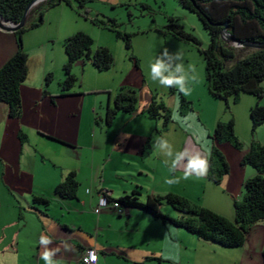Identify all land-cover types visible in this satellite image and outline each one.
I'll return each mask as SVG.
<instances>
[{"label":"rangeland","instance_id":"374dc122","mask_svg":"<svg viewBox=\"0 0 264 264\" xmlns=\"http://www.w3.org/2000/svg\"><path fill=\"white\" fill-rule=\"evenodd\" d=\"M97 6L101 7L104 16L89 15L86 19L74 10L75 14L71 12L52 17L51 20L48 19L45 26L39 28L42 29L39 39L43 42V46L35 43L38 36L31 43L34 51L30 55L28 64V81L23 86L30 90L28 93L25 91L23 117L21 120H13L9 118L8 114L5 117L3 115L0 117V208L4 204V210H7V202H14L15 199L17 202L22 201L26 204L22 197L32 196L31 192L34 190V186H41L42 180L53 183L55 177L57 178L63 173L66 174L67 170L71 168L70 166L74 165L67 150L50 141V138L54 137L53 134L62 138L68 136L70 140L80 143L86 150L91 149L96 140L98 145L108 144V148L96 156L87 150L89 165L84 167L85 169L78 176L81 184L79 198L84 196L91 199L93 196L87 194V190L93 191L95 196L98 195L97 190L101 191L99 188L104 182V171L105 178L110 182L113 180L111 184L118 190L119 188L123 190L125 184H131L133 182L131 177L111 179V173L113 174L114 171L112 165L106 161L108 160L106 156H108L109 150L114 149L113 136L122 129H127L128 135H134V144H138V139L147 138V126L157 122L159 126H162V120H149L146 115H142L140 118L132 117L139 113L142 114V111L149 107L153 94H157L162 101L170 106L173 95L171 86L161 84V77L152 73L151 66L157 60L167 68L166 71L162 70V77H167L170 74L183 77L182 87L176 85L178 90L186 89L188 84L197 86L201 81V84L205 85V60L194 43L181 42L172 36L160 33V30L168 25L169 18L175 17L186 32L201 42L202 49H208L210 36L196 14L184 10L176 0H123V5L117 7H104L101 4ZM95 19L106 23L111 19L116 20L120 25L119 29L123 33L131 35L132 50H127L125 42L118 39L115 33L94 24L93 20ZM78 21L79 28L84 30L83 33L94 39L93 54L98 48H108L114 56V66L109 71L99 72L90 62L76 63L73 73L78 82L71 90L72 96L64 98L62 97L61 84L65 81L64 66L67 63V56L64 46L55 42V37L62 25H73V28H76ZM27 35L29 34L27 33L23 37L24 44ZM30 35H34L33 32ZM51 35H53V39L48 41V36ZM165 49H167L166 53ZM235 49L241 57L254 50L251 48H246L245 51L242 50L243 48ZM132 56L134 60L131 59ZM136 61L139 62V68L135 64ZM177 68L181 70L177 72ZM46 71H48L47 74H45ZM49 74L54 76L48 91L51 96L55 97V103L51 97H43L46 89L45 79ZM262 86L264 88V83ZM42 87L43 89H41ZM108 87H113L114 90H120L122 87H131L137 90L140 98V111L135 115H120L114 122V126L107 130L104 124H102V128L96 125L94 112L105 118L110 95L104 94L102 90ZM32 90L36 93L40 92L41 99L34 100L31 94ZM117 92L114 93V96ZM177 96L179 97L178 93ZM242 97H247L245 101L253 99L258 101L257 98H252L253 96L243 95ZM260 103L263 106L264 99ZM111 104L113 105V102ZM230 105L231 115L228 113V118L234 117L232 114L233 101L230 102ZM239 109L240 106L237 108L238 119L235 122V131L243 149L239 151L231 144H224L226 146L223 147L230 149L229 152L225 150L224 154L222 147L216 144L230 164L229 181H233V183L239 159H243L249 151V146L245 144V140L250 138L249 122L247 124L246 121L245 124L243 117L241 119ZM176 112L175 109L174 118L179 117ZM250 127L252 130L251 123ZM20 131L28 136L29 145L21 146L18 138ZM105 141L108 143L105 144ZM23 150L24 154L22 155L21 151ZM37 152L39 153L36 154ZM93 155L96 159V166L90 165V158ZM41 157L45 158L47 162L43 163ZM117 160L118 158L115 156L114 161L117 162ZM217 161L216 159V163ZM218 163L215 165V169L221 168ZM93 173L94 180L92 181ZM134 176L136 179H143L138 178L139 174H134ZM224 189L225 186L222 187V190ZM121 190L120 193L114 194L116 199L122 197L123 191ZM242 192H244V187ZM65 203L70 205L73 210L80 208L77 202ZM211 204L220 206L223 204V198L219 196L217 200H212ZM56 205H53L52 209L54 212L57 208L55 215L61 222L56 221L59 226L65 221L70 222L78 217L76 214L70 216L62 213L63 205H57V207ZM95 209L91 208L88 213L84 231L92 234L93 241L97 235H100L105 242H112L108 248L100 249L104 250L107 256L114 254L108 260L109 264H125L127 260L130 262L128 264H264V223L253 228L248 242L243 248L226 249L216 244L200 241L195 236L174 228L170 224L164 226L162 222L153 221L138 211H135V215L130 219L120 218L119 215L123 213L116 212V214L113 211H108L116 219H103L101 228H99ZM161 211L163 215L172 219L180 218V215L169 206H164ZM6 215L9 216L8 213ZM76 234L81 236V233L76 232ZM30 253L24 255L26 261L33 260ZM148 259L150 260L148 261Z\"/></svg>","mask_w":264,"mask_h":264},{"label":"trees","instance_id":"16d2710c","mask_svg":"<svg viewBox=\"0 0 264 264\" xmlns=\"http://www.w3.org/2000/svg\"><path fill=\"white\" fill-rule=\"evenodd\" d=\"M35 0H0V15L8 22L19 24L27 8ZM97 0H47L35 7L28 20V25L15 34L17 53L0 69V103L9 108L11 119H21L23 115L22 86L29 76V55L25 51L23 37L46 22L47 14L61 5L69 6L78 11L82 17L88 19L90 6ZM184 9L196 14L210 36L208 49H202L201 42L192 34L186 32L179 20L170 17L168 25L160 30L163 35L175 39L194 43L204 57L206 69L205 79L209 94L215 100L226 105V114L231 115L230 102L239 104L242 96L257 98V104L250 110L252 124V144L248 153L242 159V166L255 170L256 176L244 184L243 198L234 202V218L229 219L213 210L205 208L194 201L178 194L165 196H148L146 202H141V190L133 191L120 200H113L123 209H134L143 212L152 219L170 224L174 228L184 230L198 240L216 244L226 249L243 248L248 242L253 228L264 223V143L255 140L256 133L264 125V49L253 50L250 54L241 57L237 50L223 39V32L227 28L233 38L248 43L264 44V0H176ZM38 17V18H37ZM93 23L112 31L117 38L125 42L127 50H132L131 35L123 33L116 20L108 23L93 20ZM227 26V27H226ZM67 63L64 66L65 81L61 84L62 97L72 96L71 90L78 82L73 73V67L80 61L90 62L99 72L109 71L114 66V56L108 48H98L93 54L94 39L83 32L66 39L63 43ZM242 50H246L243 48ZM134 60V57H131ZM139 68V62H135ZM53 74L47 75L44 98L51 97L48 88L53 82ZM171 93L179 95L181 116L193 110L183 93L171 86ZM111 101L106 107L105 118L98 114L95 118L98 127L109 128L119 114L135 115L140 111L139 92L131 87H122L114 96L111 92ZM113 102V105L111 104ZM150 120H162V133L169 131L173 124V112L167 107L157 94L152 95L149 107L142 111ZM159 131V133H161ZM22 143L27 142V136L20 132ZM217 145L231 144L241 151L240 142L235 131V120L220 121L212 138ZM150 146V142L146 147ZM216 159L221 168L215 169ZM215 160V161H214ZM231 168L226 157L215 145L212 150V159L209 162V180L215 185H221L223 178L229 175ZM80 183L76 173L68 174L56 187L55 195L64 200L78 199ZM34 205L49 207L51 202L45 197L35 196ZM164 206L174 209L180 218L172 219L161 213ZM264 258V253H263Z\"/></svg>","mask_w":264,"mask_h":264},{"label":"crops","instance_id":"0c3cea01","mask_svg":"<svg viewBox=\"0 0 264 264\" xmlns=\"http://www.w3.org/2000/svg\"><path fill=\"white\" fill-rule=\"evenodd\" d=\"M99 4L104 7H117L123 5V0H97L89 7L91 10V16H104L103 10L100 9L101 7L97 6ZM75 11L73 8L66 5L58 6L47 14L46 22L48 19L51 20L52 17H57L58 15H64L71 12L75 14ZM76 26L78 27L73 28V25H62V28L59 29L58 34H56L55 42H59L63 45L66 39L72 37L76 33L84 32L83 29L79 28V21L76 22ZM39 31H32L34 35H30L32 32L28 33L29 35H27V39L24 40L25 51L29 54V58L32 51H34L31 43L37 36L38 38L35 43H39V45L43 46V42L39 39L42 29H39ZM50 39H53V35L48 36V41ZM17 50L18 47L15 34L4 33L0 30V69L17 53ZM47 73L48 71L45 72V74ZM27 81L28 79L26 82ZM201 82L197 86L188 84L186 89H180L184 97L192 103L193 107V110L188 112L186 116L183 117L179 113L180 99L177 95H172L170 106L166 104L173 112V124L169 127V131L164 133L161 132L163 122L162 126H159L158 122L153 124L150 121L153 125L147 126V138L138 139V144H134L135 136L128 135L127 129H122L115 136H113L114 149L112 151L109 150L107 153L108 156H106L108 159L106 161L112 165V169L114 171L113 174L111 173V179L114 177H117L118 179L131 177L133 181L131 184H125L123 190L120 188L118 190L116 186H113L111 184L113 183V180L110 179L111 182L108 181L105 178L104 171V182H102V186L99 188L101 191L99 192V190H97V196L94 195L93 191L87 190V194L93 196L91 199L84 196L81 198L78 196V199L76 200H64L57 197L55 195L54 188H56L70 173H76L78 178L81 171L85 169L84 167L89 165V159L86 153L87 150H90L91 153L96 156V154L101 153L103 150L108 148V142L106 143L105 141V144L107 145H98L96 140L91 149L86 150L80 143L70 140L68 136L62 138L57 134H53L55 138H50V141L62 148H65L70 156V159L73 160L72 162L74 165L70 166L71 168L67 170L66 174L63 173L59 175V177H55L53 179V183L42 180V182H40L41 186H34V190L31 192L32 196L25 195L22 197L26 204L22 201L17 202V200L13 197L16 201L7 202V210H4V204L3 207L0 208V264H47V262L42 258L45 252L50 253L52 264H81L82 255L90 248H95L98 251V264H109L108 260L113 257L114 254L112 253L107 256V253L100 249H104L105 247L108 248L112 245V242H105L100 235H97L95 241H93V239H91L92 234L88 231H86L87 233L84 231V224L87 221L86 219L89 215L88 213L91 208L95 209V207H97L98 199L103 191L110 192L113 200H120L138 189L139 191L141 190L142 193L140 198L141 202H144L148 196L178 194L229 219H233L234 202L242 200L243 185L246 181L255 178L256 172L254 169H249L251 167L242 166V159H239V163L236 167L234 183L233 181H229L230 174L223 178L224 182L222 181L219 186L209 180V162L212 159L213 147L216 145L212 139V135L220 121L227 122L230 118L227 117L228 114H226L225 103L213 99L209 94L206 86V79L204 83L205 85H202ZM23 86L22 100L25 101V91L28 93L30 89H25ZM41 89H43V87ZM102 91L104 94H108L109 92L114 94L118 90H114L113 87H108ZM31 94L33 95L34 100L41 99L40 92L36 93V91L32 90ZM246 98L247 97H242L241 101H244H242L240 105L234 104L232 114L236 122L238 119L237 108L240 106L238 112H240L241 119L243 117L245 124L246 121L247 124L249 122L250 138L249 140H245V144H247L250 148L253 137L250 127L251 121L249 114L250 110L257 104V101L256 99H253L252 101H245ZM175 109L179 116L178 118H174ZM246 111L248 112L247 115ZM94 113V116L96 117L97 113ZM7 114L9 115V108L0 103V117L1 115L5 117ZM120 115L122 114H119L118 117ZM141 116L142 114L139 113V115L132 117L140 118ZM114 124L115 123H113L111 127L107 128V130L111 129ZM159 131L161 133H159ZM20 132L24 134L23 131ZM244 134L246 135L245 130ZM49 135L52 136V134ZM255 140L260 143H264V126L258 129ZM19 142L22 147L30 144L28 136L27 142L22 143L20 138ZM148 142H150V146L146 147ZM219 146L222 147L223 153L225 150L228 152L230 150L227 147H223L226 146L224 144ZM38 153L39 152L36 154ZM21 154H24V150L21 151ZM94 155L90 158V165L96 166V159ZM196 155L206 157L207 171L202 176L194 172L187 179H184L185 167L188 164V159L189 157H194ZM115 156L118 158L117 162L114 161ZM41 161L43 163L47 162L45 158L42 157ZM77 162L78 164H76ZM134 174H139L138 178L143 179H136ZM91 180H94V173L92 174ZM167 181L173 182L168 183ZM87 184L88 182L86 185ZM223 186H225L224 190H222ZM120 190L123 191V195L121 198L116 199L114 194L120 193ZM35 196L47 198L51 202L50 206L44 207L34 205L33 198ZM219 196L223 198V204L220 206H214L211 204V201L217 200ZM72 201L77 202L80 208L73 210L70 205H66L65 203ZM55 204L60 206L63 205V209L61 210L62 213L69 214L70 216L76 214L78 217L70 222L65 221L63 222L64 224L62 223L59 226L56 221L60 222V220L58 216L55 215L57 208H55L54 212L52 209V206ZM108 211L113 210H106L100 215L96 214L98 216L97 226L99 228H101L104 221L103 219H116V217L109 214ZM135 211L142 213L144 216L149 217L153 221H157L143 212L134 209L125 210L122 215H119V217H127L130 219L135 215ZM113 212L116 213V211ZM6 213H8L9 216H7ZM163 225L167 226L168 224ZM76 232L81 233V236H78ZM42 238L48 240L49 242L47 244L42 243ZM28 252H31L30 257H32V261L25 260L24 255ZM149 260L150 259H148V261ZM128 263H130L128 260L125 261V264Z\"/></svg>","mask_w":264,"mask_h":264},{"label":"clouds","instance_id":"9594fccd","mask_svg":"<svg viewBox=\"0 0 264 264\" xmlns=\"http://www.w3.org/2000/svg\"><path fill=\"white\" fill-rule=\"evenodd\" d=\"M40 5V4H39ZM37 7V6H36ZM167 52V49H165V53ZM152 69V73L155 74L156 76H160V83L166 86H172V85H179L182 87L183 84V77H177L173 74H170L167 77H162L161 73L162 70L166 71L167 68L166 66L159 62V60H157V62L155 64H153L151 66ZM181 69L177 68L176 71L179 72ZM154 78V77H153ZM110 102V101H109ZM207 171V159L206 157H202L200 155H196L194 157H189L188 159V164L185 167V175H184V179H187L190 175H192L194 172L197 173L198 175H204ZM168 183H172L173 181H167ZM178 182V181H177ZM90 192V191H89ZM104 192H106V195L108 196L109 201L112 203L111 201V194L110 192L107 191H103L100 194L99 199L104 195ZM99 202V200H98ZM98 206V205H97ZM122 207V206H121ZM97 208V207H96ZM123 209V208H122ZM107 210H113L111 208L107 209ZM127 210V209H123V212ZM115 211V210H113ZM118 212V211H116ZM100 215V214H99ZM49 241L46 239L42 238V243L47 244ZM90 249H95V248H90ZM88 250V249H87ZM86 250V251H87ZM85 251V252H86ZM84 252V253H85ZM98 252V251H97ZM99 254V253H98ZM84 255V254H83ZM82 255V257H83ZM42 258L47 262V264H52L51 258H50V253L45 252L42 256ZM99 262V261H98Z\"/></svg>","mask_w":264,"mask_h":264},{"label":"water","instance_id":"95a60500","mask_svg":"<svg viewBox=\"0 0 264 264\" xmlns=\"http://www.w3.org/2000/svg\"><path fill=\"white\" fill-rule=\"evenodd\" d=\"M47 0H35L26 10L25 15L22 19V21L19 24H13L11 22L6 21L5 19H3V17H1L0 15V30L4 33H16L17 31L24 29L27 25H28V20H29V16L32 12V10L38 6L39 4L45 2ZM227 27V26H226ZM223 39L229 43L232 47L234 48H251L254 50L257 49H264V44H257V43H248V42H242L239 41L235 38H233V36H231L228 33L227 28H225L224 32H223Z\"/></svg>","mask_w":264,"mask_h":264},{"label":"built area","instance_id":"2783aa9c","mask_svg":"<svg viewBox=\"0 0 264 264\" xmlns=\"http://www.w3.org/2000/svg\"><path fill=\"white\" fill-rule=\"evenodd\" d=\"M113 209L123 213L122 207L118 203H111L104 192V195L99 199L98 206L95 209L97 215L101 214L104 210ZM99 254L96 249H88L81 258V264H98Z\"/></svg>","mask_w":264,"mask_h":264}]
</instances>
